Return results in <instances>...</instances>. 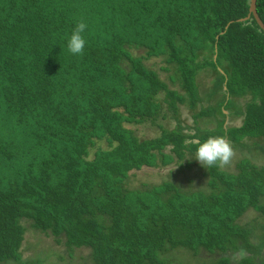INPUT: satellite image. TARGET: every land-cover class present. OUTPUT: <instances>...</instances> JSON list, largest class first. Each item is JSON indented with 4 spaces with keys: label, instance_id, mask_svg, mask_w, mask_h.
Segmentation results:
<instances>
[{
    "label": "trees",
    "instance_id": "1",
    "mask_svg": "<svg viewBox=\"0 0 264 264\" xmlns=\"http://www.w3.org/2000/svg\"><path fill=\"white\" fill-rule=\"evenodd\" d=\"M248 10L249 0H0V264H25L24 222L93 264H172L176 248L264 264L238 224L248 210L264 220V166L243 158L230 173L194 159L208 136L264 150V33L252 17L238 22ZM256 10L264 24V0ZM80 20L87 44L74 56L66 38ZM207 68L214 104L197 111ZM181 106L216 127L187 132ZM166 113L177 124L156 138L127 127ZM232 117L241 125L227 127ZM175 160L205 169L211 192L129 188L134 173Z\"/></svg>",
    "mask_w": 264,
    "mask_h": 264
},
{
    "label": "rangeland",
    "instance_id": "2",
    "mask_svg": "<svg viewBox=\"0 0 264 264\" xmlns=\"http://www.w3.org/2000/svg\"><path fill=\"white\" fill-rule=\"evenodd\" d=\"M140 53L141 52H136ZM147 66H150L156 70L160 77L170 84L169 76L171 73L163 72L161 69H165L166 65L160 59H150L146 62ZM199 86V94L202 98L201 106L197 109H205L208 106L214 104L213 101H208L209 90L213 84V74L210 69H205L200 72L197 77ZM177 89V86H174ZM243 102V100H242ZM239 102V103H242ZM179 120L181 126L188 132L190 129L199 128L214 129L216 124L213 120L200 118L193 120V114L186 107H179ZM227 114V112L225 113ZM166 119L162 120L158 118L155 122H146L141 125L127 126L133 129L136 136L140 139H151L160 136L161 129H173L176 126V122L169 118V114L166 113ZM227 127H238L241 125L240 117H232L225 122ZM194 132V131H190ZM101 147L106 146L105 143H100ZM233 156L227 165L220 166V169L234 173L235 164L243 159L247 158L258 166H264V150L260 143L257 141H246L242 147H232ZM185 161H176L165 168H144L143 170L134 173V176L130 177L127 184L131 189H142L144 186H152L161 184L163 182H169L177 185L182 191H203L206 193L211 192L208 184V176L206 170L196 165L186 166ZM182 166V168H181ZM264 220L262 216L253 211L248 210L239 220L238 224L247 227L251 230L250 242L253 246L259 247L260 259H264ZM26 232L21 247V262L25 264H93L89 250L87 249H71L68 250L66 246L61 243H56L51 236H46L39 231L34 230L30 223H23ZM170 258L173 260L172 264H210L214 261L213 256L200 251L196 254L184 249L176 248L169 253ZM228 257L232 264L240 258L247 255L245 251L229 252ZM15 264V263H10Z\"/></svg>",
    "mask_w": 264,
    "mask_h": 264
},
{
    "label": "clouds",
    "instance_id": "3",
    "mask_svg": "<svg viewBox=\"0 0 264 264\" xmlns=\"http://www.w3.org/2000/svg\"><path fill=\"white\" fill-rule=\"evenodd\" d=\"M87 24L80 20L72 28L66 38L68 53L74 56L81 55L87 44L84 33ZM233 156V148L223 136H208L195 146L194 159L206 168L227 165Z\"/></svg>",
    "mask_w": 264,
    "mask_h": 264
},
{
    "label": "water",
    "instance_id": "4",
    "mask_svg": "<svg viewBox=\"0 0 264 264\" xmlns=\"http://www.w3.org/2000/svg\"><path fill=\"white\" fill-rule=\"evenodd\" d=\"M256 1L257 0H249V10H248V14H247V16L245 18L239 19L238 22L248 21L252 17L255 20V22L257 23L258 27L264 33V24L262 23V21L260 20L258 14H257ZM224 113H226V112H224Z\"/></svg>",
    "mask_w": 264,
    "mask_h": 264
}]
</instances>
